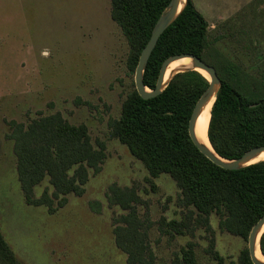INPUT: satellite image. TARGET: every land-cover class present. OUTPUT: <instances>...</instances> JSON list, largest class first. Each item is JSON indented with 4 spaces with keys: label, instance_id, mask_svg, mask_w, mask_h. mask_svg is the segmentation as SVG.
Wrapping results in <instances>:
<instances>
[{
    "label": "rangeland",
    "instance_id": "obj_1",
    "mask_svg": "<svg viewBox=\"0 0 264 264\" xmlns=\"http://www.w3.org/2000/svg\"><path fill=\"white\" fill-rule=\"evenodd\" d=\"M192 1L209 24L208 60L219 67L230 61L264 79V0ZM129 54L111 18L110 0H0L2 237L20 264H127L113 230L115 220L128 212L106 198L108 188L117 185L135 188L143 202L137 210L152 223L149 241L156 264H179L176 259L189 244L197 264H240L247 241L222 232L216 215L210 219L212 233L202 228L173 237L160 233L162 219L180 221L186 214L180 190L169 175L150 180L144 164L109 127L136 90ZM56 113L85 125L94 142H104L107 159L100 173L90 171L83 196H67V204L50 214L25 202L7 135L12 122L28 124ZM45 190L54 191L48 178L35 188V197ZM211 240L221 262L208 252Z\"/></svg>",
    "mask_w": 264,
    "mask_h": 264
},
{
    "label": "trees",
    "instance_id": "obj_2",
    "mask_svg": "<svg viewBox=\"0 0 264 264\" xmlns=\"http://www.w3.org/2000/svg\"><path fill=\"white\" fill-rule=\"evenodd\" d=\"M171 0H111V18L126 38L130 54L127 66L134 73L153 28ZM209 24L192 0L158 41L144 73V85L156 88L163 63L172 56L194 55L213 66L221 89L211 109L208 139L215 152L236 160L249 150L264 146V79L225 61L222 67L206 57ZM209 87L196 71L180 73L164 92L142 99L136 90L123 103L121 116L109 124L112 137L125 145L148 170L150 180L169 175L180 190L179 205L186 210L180 221L162 219L161 234L187 235L199 228L211 231L216 215L219 228L247 241L252 227L264 216V161L238 171H227L204 157L188 134L193 110ZM7 139L14 144L17 175L27 205L46 207L50 214L64 207L67 196L81 197L89 173L101 172L107 159L106 144L93 141L85 125H73L60 113L24 123L12 122ZM46 178L48 190L35 197V188ZM151 182V181H150ZM106 198L111 206L128 212L115 220L113 234L127 264H156L149 241L150 220L139 216L143 202L135 188L112 185ZM93 206H97L93 204ZM92 206V207H93ZM264 256V234L260 240ZM208 252L222 261L210 241ZM240 264H252L248 249ZM179 264H197L194 245L182 250ZM175 262V263H176ZM0 264H20L0 233Z\"/></svg>",
    "mask_w": 264,
    "mask_h": 264
},
{
    "label": "water",
    "instance_id": "obj_3",
    "mask_svg": "<svg viewBox=\"0 0 264 264\" xmlns=\"http://www.w3.org/2000/svg\"><path fill=\"white\" fill-rule=\"evenodd\" d=\"M187 2L188 0H171L170 4L163 11L158 21L156 22L151 37L148 43L146 44L145 48L141 52L139 63L135 70L136 92L144 100L153 99L160 96L167 88L171 80L180 73H186L190 71H196L201 75H202L201 72L206 73L209 76V79H207L209 82V87L203 93V95L201 96V98L199 99L193 110V113L189 120L188 134L194 146L211 163L227 171H238L252 164H256L255 161L264 154V146L256 147L249 150L239 159L226 160L215 152L212 145L211 148H209L201 141H199L195 133L196 124L199 117L205 111L207 106H209L211 103L212 105H214L216 97L221 89V85H222L221 79L219 78L218 73L213 66L208 65L203 60H201L200 58L194 55L184 54V55L172 56L163 63L157 80L156 88L152 91L149 90L144 85V73L148 65V61L155 47L157 46L159 39L164 34V32L181 15V13L183 12L184 8L187 5ZM183 59H189L191 62V67H182L180 69H177L173 71L168 77L167 75L170 66L174 62ZM263 234H264V216L252 227L247 239V245H248L247 249L252 264H264V262L259 260L256 256L257 247H259L260 253L262 254L260 247V240Z\"/></svg>",
    "mask_w": 264,
    "mask_h": 264
},
{
    "label": "bare ground",
    "instance_id": "obj_4",
    "mask_svg": "<svg viewBox=\"0 0 264 264\" xmlns=\"http://www.w3.org/2000/svg\"><path fill=\"white\" fill-rule=\"evenodd\" d=\"M182 67H191V62L189 59H183V60H180V61H177V62H174L171 66H170V69L168 71V77L170 76V74L177 70V69H180ZM202 75L206 78V79H209V76L204 73V72H201ZM212 103L207 106V108L205 109V111L202 113V115L199 117L198 121H197V124H196V136H197V139L199 141H201L203 144H205L206 146H208L209 148H211V144L209 142V139H208V126H209V122H210V116H211V109H212ZM264 161V154L262 156H260V158H258L255 163L257 162H262ZM256 256L259 260L263 261L264 262V256L260 253V250H259V247H257V253H256Z\"/></svg>",
    "mask_w": 264,
    "mask_h": 264
},
{
    "label": "crops",
    "instance_id": "obj_5",
    "mask_svg": "<svg viewBox=\"0 0 264 264\" xmlns=\"http://www.w3.org/2000/svg\"><path fill=\"white\" fill-rule=\"evenodd\" d=\"M111 1V0H110Z\"/></svg>",
    "mask_w": 264,
    "mask_h": 264
}]
</instances>
